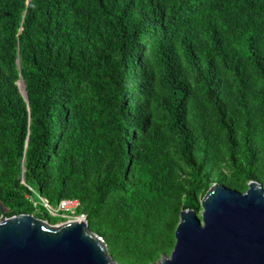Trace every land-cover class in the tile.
Returning a JSON list of instances; mask_svg holds the SVG:
<instances>
[{
    "label": "trees",
    "instance_id": "trees-1",
    "mask_svg": "<svg viewBox=\"0 0 264 264\" xmlns=\"http://www.w3.org/2000/svg\"><path fill=\"white\" fill-rule=\"evenodd\" d=\"M250 181L264 188V0H0L7 217L55 224L42 201L75 199L110 255L151 264L212 184Z\"/></svg>",
    "mask_w": 264,
    "mask_h": 264
},
{
    "label": "water",
    "instance_id": "water-1",
    "mask_svg": "<svg viewBox=\"0 0 264 264\" xmlns=\"http://www.w3.org/2000/svg\"><path fill=\"white\" fill-rule=\"evenodd\" d=\"M17 85L28 102L25 81ZM7 212L0 201V264H119L85 217L56 226L30 214L7 217ZM174 240L157 264H264L263 186L250 181L241 193L212 184L198 214L180 212Z\"/></svg>",
    "mask_w": 264,
    "mask_h": 264
},
{
    "label": "built area",
    "instance_id": "built-area-1",
    "mask_svg": "<svg viewBox=\"0 0 264 264\" xmlns=\"http://www.w3.org/2000/svg\"><path fill=\"white\" fill-rule=\"evenodd\" d=\"M43 206L47 209L49 215L51 216H59V214L64 216V213L71 212V214H74L77 207H78V201L75 199H64L61 200L55 207H52L48 205L46 201H42ZM84 216L81 215V218Z\"/></svg>",
    "mask_w": 264,
    "mask_h": 264
},
{
    "label": "rangeland",
    "instance_id": "rangeland-1",
    "mask_svg": "<svg viewBox=\"0 0 264 264\" xmlns=\"http://www.w3.org/2000/svg\"><path fill=\"white\" fill-rule=\"evenodd\" d=\"M46 210H47V209H46ZM36 214H37V212L34 211V212H33L32 214H30V215H32V216L35 217V218H38V217H36ZM59 217L62 218V219L59 220L58 222H56V223L53 224V225L58 226V225L64 224V223H66V222H68V221H71V220H76V221L78 220V221H80V219H81V215H80V216H75V214H71V212H66V213H64V216L61 215V214H59ZM46 222H47V221H46ZM110 256H111V258H112L114 261H116V262L119 263V264H128V263H125V262L119 260V259H118L117 257H115L114 255H110ZM159 261H160V259L157 260V261L154 262V263H151V264H157Z\"/></svg>",
    "mask_w": 264,
    "mask_h": 264
},
{
    "label": "bare ground",
    "instance_id": "bare-ground-1",
    "mask_svg": "<svg viewBox=\"0 0 264 264\" xmlns=\"http://www.w3.org/2000/svg\"><path fill=\"white\" fill-rule=\"evenodd\" d=\"M78 221V220H77Z\"/></svg>",
    "mask_w": 264,
    "mask_h": 264
}]
</instances>
